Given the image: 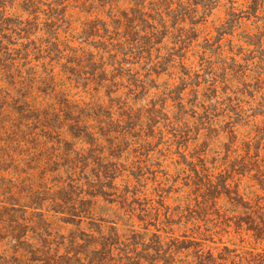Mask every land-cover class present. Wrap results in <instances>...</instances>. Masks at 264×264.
Returning <instances> with one entry per match:
<instances>
[{
    "label": "rangeland",
    "instance_id": "374dc122",
    "mask_svg": "<svg viewBox=\"0 0 264 264\" xmlns=\"http://www.w3.org/2000/svg\"><path fill=\"white\" fill-rule=\"evenodd\" d=\"M0 264H264V0H0Z\"/></svg>",
    "mask_w": 264,
    "mask_h": 264
}]
</instances>
